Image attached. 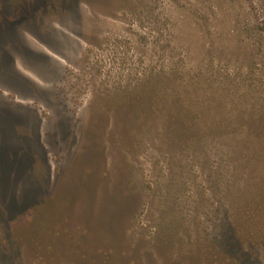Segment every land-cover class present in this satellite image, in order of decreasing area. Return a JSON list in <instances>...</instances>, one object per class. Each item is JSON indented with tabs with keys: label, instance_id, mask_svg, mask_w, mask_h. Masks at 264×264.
Listing matches in <instances>:
<instances>
[{
	"label": "rangeland",
	"instance_id": "rangeland-1",
	"mask_svg": "<svg viewBox=\"0 0 264 264\" xmlns=\"http://www.w3.org/2000/svg\"><path fill=\"white\" fill-rule=\"evenodd\" d=\"M263 23L264 0H0V264H264L222 121L264 93Z\"/></svg>",
	"mask_w": 264,
	"mask_h": 264
},
{
	"label": "trees",
	"instance_id": "trees-1",
	"mask_svg": "<svg viewBox=\"0 0 264 264\" xmlns=\"http://www.w3.org/2000/svg\"><path fill=\"white\" fill-rule=\"evenodd\" d=\"M256 87L264 91V82ZM156 90H159L158 87ZM222 91L212 94L219 99L216 103L226 105L228 101L235 98L230 97L228 99L225 92L221 96ZM161 96L162 94H160ZM179 96L180 98L173 95L165 104L161 105L163 109L161 111H166L163 121L170 125L178 122L183 123L188 119L186 115H190L189 109L181 104V102H185L183 97ZM243 97L233 99V107L228 111L227 117L221 119L228 122V156L225 157L229 158L228 173L230 180L228 183H231L228 185L231 187L228 189V200L230 199L232 205H236L238 201L242 200L240 202L243 205L242 208L247 209L243 213L244 217L247 220L250 219L256 225L255 228L260 231L259 234L250 232V236L260 240L264 237V105L261 108H257L256 105L264 101V93L255 96L254 93L250 94L249 92ZM207 101L212 102V99ZM191 121L187 125L192 132H196L198 127H192ZM221 126L225 128L224 125ZM232 187L235 190L233 192L237 193L230 195ZM232 195H238V197ZM257 223H260L262 228L258 227Z\"/></svg>",
	"mask_w": 264,
	"mask_h": 264
},
{
	"label": "bare ground",
	"instance_id": "bare-ground-1",
	"mask_svg": "<svg viewBox=\"0 0 264 264\" xmlns=\"http://www.w3.org/2000/svg\"><path fill=\"white\" fill-rule=\"evenodd\" d=\"M32 89V88H31Z\"/></svg>",
	"mask_w": 264,
	"mask_h": 264
}]
</instances>
